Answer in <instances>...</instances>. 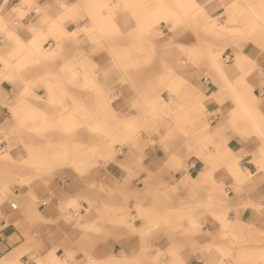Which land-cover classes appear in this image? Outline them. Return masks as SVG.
Here are the masks:
<instances>
[{
	"label": "crops",
	"instance_id": "obj_1",
	"mask_svg": "<svg viewBox=\"0 0 264 264\" xmlns=\"http://www.w3.org/2000/svg\"><path fill=\"white\" fill-rule=\"evenodd\" d=\"M157 1L0 0V72L4 76L0 77V125L14 124L17 118L13 108L24 105L37 110L49 106L97 110L101 121L109 114V108L120 119L131 116L142 121L143 111L154 106L156 111L165 112L163 119L152 115L147 130H141L142 137L175 138L169 146L180 150L166 151L168 142L166 146L157 143L149 147L151 161L143 163L140 177H148L153 184L163 181L164 186L173 184V176L175 185L181 188L190 184L209 186V200L198 206L203 195L188 194L185 190L175 196H149L144 201L149 211L139 206L150 219L160 220L158 226L151 220L146 232L144 218L139 217L132 228L163 237L154 242L160 246L158 250H145L134 237L103 238L90 232L91 237L81 238L79 228L88 230L85 219L78 220L72 214L70 225L60 218L56 206L57 196L62 195L59 183L50 186L57 196H45L49 200L46 207L38 205L43 218L38 217L44 221L32 220L37 215L28 194L29 186L24 185L23 191L15 187V195L28 213L21 208L0 210V215L4 214L0 216V231L9 244L0 256V264H11L16 258L37 264L51 250L67 264H264V33L231 34L232 5H251L245 8L246 12L235 15L242 25L250 20L248 10L264 14V0H162L163 4ZM160 9L164 11L163 17L157 12ZM216 18L218 32L212 28V19ZM19 43L34 51L26 55L29 61L25 67L16 71L7 68L4 59L11 57ZM206 51L226 58L222 72L213 70L206 61ZM236 54L243 55L245 66L235 65ZM208 72L216 76L214 80ZM9 76L13 81L7 79ZM49 79L55 95L52 104L45 100ZM241 79L245 83L236 82ZM241 83L252 86L260 96L253 104L247 103L248 107L259 108V132L250 126L246 130L231 120L233 104L229 90L231 84ZM205 85L216 91L220 113L206 115L209 126L202 130L205 117L198 114L197 102ZM187 110L189 116H184ZM176 121L182 124L180 130L163 134ZM218 133L226 139L223 142L228 157L216 165L201 163L196 158L198 141L208 138L220 143L216 139ZM78 137L92 135L84 131ZM158 153L165 157L176 154L181 160L184 159L178 153L190 154L200 165L173 167L165 161L158 162ZM173 168L184 170L175 172ZM238 170L243 179L235 177ZM198 171L213 172L215 179L208 174L200 177ZM220 185L229 188L228 194L210 196L209 189ZM74 206L72 202L63 211ZM96 209L101 212L100 206ZM101 219L99 222H104ZM174 224H181L187 231H173ZM198 225L202 232L196 234ZM181 233L189 238L178 249L172 246L171 235ZM26 248L29 252L19 257L18 253ZM31 252L35 253L33 259L29 258Z\"/></svg>",
	"mask_w": 264,
	"mask_h": 264
},
{
	"label": "bare ground",
	"instance_id": "obj_2",
	"mask_svg": "<svg viewBox=\"0 0 264 264\" xmlns=\"http://www.w3.org/2000/svg\"><path fill=\"white\" fill-rule=\"evenodd\" d=\"M241 1V0H239ZM160 4H163L162 0H158ZM188 2H190L188 0ZM242 3V2H241ZM189 4V3H188ZM252 4V3H251ZM244 5L240 3H234L231 7V34H241V33H264V14L260 15L259 12H256L254 9L248 10V15L250 20L245 21L242 25L236 21L235 15L242 14L246 12V9L251 8L250 4ZM246 8V9H245ZM158 13L163 17V10H157ZM173 13V12H172ZM188 13H185V15ZM173 15V14H172ZM261 19V20H260ZM1 15H0V24H1ZM217 18L212 19V28L218 32L220 25L217 23ZM262 23V24H261ZM241 25V26H239ZM29 27V26H27ZM225 26H222L223 28ZM159 34L162 32L157 31ZM252 37V36H251ZM34 51L30 46H26L23 44H17L15 48L11 51L10 58L4 59V63L7 68L14 69L19 71L22 67L28 63L29 58H26V55H30V53ZM208 57L206 61L210 63V66L213 70H218L222 72V67L226 66L224 64L226 58H222L220 54H215L212 52L206 51ZM246 59L243 58L242 54H236V58L234 59L235 65L242 67L246 65ZM207 63V62H206ZM205 63V64H206ZM210 68V67H209ZM95 73V72H94ZM96 74V73H95ZM212 80L214 77L211 73L207 74ZM0 77H4L3 73L0 72ZM221 77H225L221 75ZM236 77V76H235ZM232 79V78H231ZM236 82L245 83L244 80H236ZM231 84V89L229 90V94L231 95V101L233 106L231 107V120H233L242 128L248 129L247 126H250L253 131L259 132L260 128L257 123V114L259 108L257 107H248L247 103L253 104L260 96L255 93L251 88L252 86L248 85ZM101 85V84H100ZM52 80H47V96L45 100L50 103L54 102V93L51 90ZM42 97V96H41ZM110 97V95H109ZM216 91L207 85L204 86L202 96L198 98V114L203 115L204 122L202 123V130H207L209 126V122L207 121V116L209 113L218 114L220 113V108H218V104L216 102ZM108 106L110 103V98H108ZM14 102V101H12ZM16 102V101H15ZM11 107V106H9ZM63 110L60 113L58 119L54 121V119H49L44 112L41 110H37L35 107L30 105H24L22 107L13 108V115L17 118V125L20 127L29 128L31 130L37 131L38 129H50L55 126H58L62 130L68 131L71 129H75L80 125H85L93 130H106L107 139L105 140V146L102 150L97 151L96 146H89L86 144H73L72 146H68L67 144H55L51 141H46L45 144L42 145H32L28 144L26 140L23 138L21 134L18 132L6 131L4 129L0 130V144L4 143V147L0 148V165L1 163H9L10 165H15L18 168L29 167L31 169L30 174L24 175L19 178V182L24 184H32L34 181L42 178L43 176H51L56 173V170L66 166L68 168L77 170L80 173H83L85 170L97 164L99 161H105L108 164L113 175L117 174V168L122 166L121 163L113 161V157L122 151V148H116L119 143L127 140L130 146L133 149H142L144 145L147 143V138H143L141 130H147L148 119H152V115L154 118L163 119V115L165 112L156 111L154 106L147 108L143 111L145 116H142V121H139V117H131L128 116L124 119H120L117 117L116 112L113 109L109 110V116L112 119L113 123L106 122L105 119L102 121L94 117L93 112L89 113L82 108L70 109L67 106H62ZM10 110V109H9ZM78 111V112H77ZM158 112V113H157ZM77 113L81 115L78 116ZM150 113V117L146 115ZM190 113L189 110L185 112L184 116H187ZM189 116V115H188ZM179 116L176 117L178 119ZM246 122V124H245ZM164 128V124H162ZM182 124L179 122H175L173 126L167 127L164 130L165 135H168L172 131H179ZM117 128H122L125 130L124 135H119L115 130ZM143 131V130H142ZM144 132V131H143ZM204 139V140H203ZM197 145L196 149V158L203 164L211 163L218 164L225 162V159L228 157L227 147L224 142L215 143L217 148L208 149L209 143L212 142L211 139L203 138ZM152 140V139H151ZM162 141V140H160ZM218 144V145H217ZM146 146V145H145ZM139 160L143 159V156L140 155ZM166 163L173 167H179L181 158L176 154H167L164 160ZM189 167L195 166V159L191 160ZM188 164L186 166H188ZM218 174H223L222 172H217ZM214 173V174H217ZM198 176L202 177L204 174H208L210 178L215 179V175L213 172L208 171H198ZM231 174V172H230ZM221 175H219L220 177ZM235 177L238 179H243L242 171L238 170L235 172ZM215 182V181H213ZM7 191V185L0 178V207L4 198V195ZM228 194V188L225 186H215L209 189L210 196L224 197ZM89 205V208H86L83 213H81V218L86 220V226L93 224L95 219H103L107 218L109 220H113L116 222L124 221L125 217L128 216V209L130 207H117L113 208L114 212L110 213L108 211L102 210L101 212H97V215L94 213V208L91 206V200L87 197L84 198ZM75 203V201H74ZM128 208V209H127ZM97 210V209H96ZM122 211V214L120 212ZM124 211V212H123ZM136 217L131 212L134 220L127 219L128 224L131 227H134V221L136 218H144L145 221V230L148 231V226L150 225L151 219L148 213H143L140 206L136 207ZM126 214V215H125ZM128 218V217H127ZM11 264H22L19 261V258L13 259ZM37 264H67L64 260H60L55 252L51 250L48 253V257L46 259H40L37 261Z\"/></svg>",
	"mask_w": 264,
	"mask_h": 264
},
{
	"label": "rangeland",
	"instance_id": "obj_3",
	"mask_svg": "<svg viewBox=\"0 0 264 264\" xmlns=\"http://www.w3.org/2000/svg\"><path fill=\"white\" fill-rule=\"evenodd\" d=\"M23 16L22 14H19V18ZM8 80L13 81L12 77H7ZM49 104H52L48 101ZM83 109V108H82ZM41 110V109H38ZM63 108L57 107V106H49L45 107L42 112L45 113V115L49 119H54L56 121L62 112ZM85 110V109H84ZM78 112V111H77ZM91 115L90 113L93 112V115L95 118L99 119V116H97V110H91L86 111ZM78 116H80V113H77ZM111 119L109 114L104 117L105 120ZM112 120V119H111ZM209 120V118H208ZM108 122V121H106ZM113 123V121L108 122ZM234 127V126H233ZM235 128V127H234ZM4 129L6 131L11 132H18L23 136V138L26 140L28 144L32 145H42L45 144L46 141H51L55 144H67L68 146H72L73 144H86L89 146H96V150L100 151L104 148L105 140L107 139V132L106 130H93L88 128L85 125H80L79 127L75 129H71L68 131L62 130L58 126H55L50 129L43 130L38 129L37 131L31 130L29 128L20 127L17 125V121L14 122V124H1L0 130ZM88 132L89 135H92L91 138H83L78 137L79 134H83V132ZM119 133V135H124L125 130L122 128H117L115 130ZM152 139V140H151ZM216 139L219 140V142H225L226 139H223L220 137V133L216 134ZM162 140V141H160ZM176 141V139L172 138H161L159 140L154 138L147 139V143L144 145L142 149H133L129 142L127 140L122 141L117 145L116 148H122L121 152H118L114 157L113 161L119 162L122 164V166L118 167L117 174L113 175L110 168L108 167V164L105 161H99L97 164H94L87 170H85L83 173L78 172L77 170L68 168L66 166H63L62 168L56 170V173L51 176H43L42 178L34 181L32 184H24L22 182H19V178L28 175L31 172V169L29 167L25 168L22 167L21 169L18 168L15 165H10L9 163H1L0 165V178L3 182L7 185V191L4 195L0 210L10 209V202L15 201L18 203L19 208L22 209L24 213H28V210L22 205L20 199H18V196L15 195L14 188H19L21 191H23L24 185L29 186L28 194L32 196L35 207L36 215L37 217H34L32 219L33 221L43 220V216L41 212H38V205L41 202V199L45 196H57L56 193L50 188L52 183H59L62 189V195L57 196V209L60 214V218H64L65 222L72 225L69 222V219L73 218V215L78 216V220L81 219V213L85 211L86 208H89L88 203H84L85 197L94 200L91 202V206L94 208V212L96 211V207L100 206L101 211L106 210L110 213L114 212L115 210H112L113 208L117 207H130L128 209V216L125 217L124 221H113L109 220L107 218L101 219L104 222H99L100 220L97 219L93 222V224L87 226L88 230H83L82 228H79V231L82 233L80 235L81 238L84 237H91L90 232H95L97 236L103 237V238H114V237H126L131 238L134 237L136 239H139L141 248L149 249V248H156L159 249V245H154V242H159L160 239H162L163 236H160L158 234H149V233H142L141 231H137L131 227L130 224H128L127 219H131V221L134 220L133 216L131 215V212L136 210V207L141 205L145 208V211L148 212V203L144 202L145 200H148V197H162L164 195L168 196H175L179 195L182 191L185 190L188 194H198L203 195V202L198 203V206L205 204L209 200L207 197L208 193V187L209 186H198L190 184L189 186L179 187V185H175L176 178L173 176V184L172 185H163V181H156V184H153L149 182L148 177L147 178H141L140 174L144 171V162L151 161V156L149 155V147H154L155 144H159L161 147L165 145L166 142H168V148H165V150L170 151H179V148H170L169 142ZM204 140V139H203ZM201 140L198 141V143ZM218 145V144H217ZM166 146V145H165ZM4 147V143L0 144V148ZM208 149H215L217 148L215 142L209 143ZM184 160H181L179 167L187 168V163H190L191 160L195 159L191 158L190 154H180L178 153ZM142 155L143 159L139 160V156ZM157 161L158 162H164V154L158 153L156 154ZM200 163L195 162V168H198ZM172 168V167H171ZM107 169V170H106ZM175 172L183 171V170H176L173 168ZM148 173V172H147ZM159 178V177H156ZM228 188V187H227ZM34 189L37 191L36 195L34 193ZM229 189V188H228ZM27 199H28V195ZM32 200V199H31ZM134 200V202H132ZM75 201V206L70 209V211H63L66 208L69 207V204ZM150 205H157V204H150ZM31 206V205H30ZM124 212V211H123ZM153 212V208L152 211ZM135 213V212H134ZM122 214V211L120 212ZM2 213L0 216H3ZM41 216L42 218L38 217ZM72 215V216H71ZM126 215V214H125ZM128 217V218H127ZM40 218V219H37ZM37 219V220H36ZM153 223H156V226H158V219H151ZM97 221V222H96ZM162 221V220H161ZM135 224V223H134ZM161 230H163L162 225ZM182 225L181 224H174L173 225V231L177 230L179 231ZM92 228V229H91ZM97 228V229H95ZM145 228V227H144ZM153 230V229H152ZM187 231V229H183L181 231ZM86 232V233H85ZM194 232L201 233V226L198 225V229L194 230ZM85 233V234H83ZM122 233V234H119ZM189 238V235L186 233L181 234H173L171 235V243L172 246H177L178 249L182 248L184 245V242ZM29 252V249L22 250L19 254V257L25 253ZM29 258H35V253L31 252L29 253ZM41 257V256H40ZM40 260V259H38ZM19 261L23 264H30L26 263L24 258H19Z\"/></svg>",
	"mask_w": 264,
	"mask_h": 264
},
{
	"label": "built area",
	"instance_id": "obj_4",
	"mask_svg": "<svg viewBox=\"0 0 264 264\" xmlns=\"http://www.w3.org/2000/svg\"><path fill=\"white\" fill-rule=\"evenodd\" d=\"M3 148V147H2ZM49 204L48 199H43L40 202L41 207H46ZM10 208L12 210H17L19 208L18 203L15 201L10 202ZM9 248V244L7 242L6 236L4 235L3 231H0V256H2L7 249ZM26 261H28V258L25 256Z\"/></svg>",
	"mask_w": 264,
	"mask_h": 264
}]
</instances>
